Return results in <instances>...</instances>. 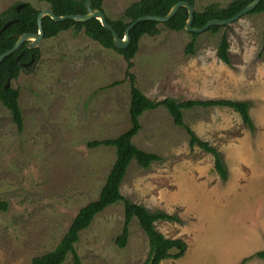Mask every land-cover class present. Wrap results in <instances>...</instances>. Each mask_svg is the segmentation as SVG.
Returning a JSON list of instances; mask_svg holds the SVG:
<instances>
[{
	"label": "rangeland",
	"instance_id": "374dc122",
	"mask_svg": "<svg viewBox=\"0 0 264 264\" xmlns=\"http://www.w3.org/2000/svg\"><path fill=\"white\" fill-rule=\"evenodd\" d=\"M140 0H103L106 16L122 18ZM237 0H194L196 12ZM41 0H0V16ZM226 26H228L226 28ZM217 33L196 37L162 23L144 36L128 71L124 57L74 29L42 41L39 58L10 86L19 91L24 126L19 131L0 101V264H32L52 252L80 210L99 198L116 160L113 147L88 143L117 138L130 127L131 79L150 100H234L249 103L250 129L229 108L183 110L185 124L216 148L228 172L222 181L213 157L190 146L164 108L147 111L133 143L156 154L148 169L136 162L121 184L127 201L173 220L156 222L166 238L183 239L187 251L162 264H243L264 249V13H249ZM230 65L217 57L223 36ZM194 42V53L185 49ZM124 206L97 215L75 245L81 264H144L149 241L134 219L125 247ZM175 252V251H173ZM64 264H74L68 255ZM244 264H264L253 258Z\"/></svg>",
	"mask_w": 264,
	"mask_h": 264
},
{
	"label": "trees",
	"instance_id": "16d2710c",
	"mask_svg": "<svg viewBox=\"0 0 264 264\" xmlns=\"http://www.w3.org/2000/svg\"><path fill=\"white\" fill-rule=\"evenodd\" d=\"M48 3L49 8L57 16L67 15H84L86 9L84 4L87 0H41ZM181 0H140L126 9L122 18L112 21L107 18L108 23L114 28L118 35L123 38L127 28L137 19L144 16H166L171 8ZM254 0H237L229 4L225 8H219L215 5L208 6L203 12L195 13L193 27L200 29L211 20H226L236 16L246 8ZM93 8L103 10V0H91ZM194 6V2L189 0ZM40 11L36 10L30 4L25 6L17 13L16 9H9L0 16V25L4 26L9 21L13 22L4 32H0V56L15 45L16 37L25 33H37V17ZM251 13H264V0ZM188 20V11L181 8L175 17L163 25L170 31H184L185 24ZM159 23L154 21H146L137 24L131 31V44L124 50L116 49L113 44V35L106 30L98 20H90L86 23L67 20L64 22H55L50 17L43 19V28L45 30V38H54L62 32L74 29L76 32L84 30L85 34L93 41L99 43L106 49H113L124 57L127 63L128 71L133 67L132 60L139 49V43L144 36H156L159 34ZM228 26H226L227 28ZM220 26H214L209 32L217 33ZM194 37L197 34H193ZM264 40V39H263ZM24 56L22 62L30 60L31 56L35 57V61L39 58L38 49H28L22 47ZM21 50L13 53L5 58L0 64V101L4 107L10 111L13 121L19 131L23 130L24 119L18 102L19 91L13 87H6L8 80H15L21 73L22 69L16 58ZM229 41L224 35L217 49V57L224 64L230 65L229 59ZM186 54L194 53V42H190L186 49ZM30 71L31 67L25 69ZM127 76L131 79V103L129 109L131 127L117 138L107 139L103 141H93L88 143L89 148H98L102 146L113 147L116 152V160L106 179V183L101 190L99 198L82 208L78 215L71 223L67 233L58 243L56 248L43 256L36 257L32 260V264H64L68 255H72L74 264H81L80 258L76 253L75 245L79 242L80 234L88 229L94 218L102 213L107 207L116 203H123L124 206V228L123 233L116 239V244L125 247L128 238V227L131 222L136 219L142 231L149 241V255L144 264H162L166 259L179 260L184 257L187 251V244L183 239L166 238L156 229V222L160 220H173L172 216L167 214H151L145 207L131 203L121 193V184L127 174L129 166L132 162H136L140 167L148 169L152 163L159 161L160 157L153 153L145 152L133 143L134 137L142 129L139 118L147 111L164 108L171 115L174 124L177 127L186 130L190 136V146H197L204 152L210 154L214 159V169L222 181H227L228 172L223 163L219 151L212 147L210 143L199 139L195 133L185 124L183 110L201 108H229L236 112L243 123L250 129H253V123L249 114L250 105L246 101L234 100H184L177 101L173 98H165L161 101H152L148 99L136 86L135 78L127 72ZM9 204L6 201H0V211L6 212ZM175 251V252H173ZM253 258L264 259V249L253 256L244 259L243 264Z\"/></svg>",
	"mask_w": 264,
	"mask_h": 264
},
{
	"label": "water",
	"instance_id": "95a60500",
	"mask_svg": "<svg viewBox=\"0 0 264 264\" xmlns=\"http://www.w3.org/2000/svg\"><path fill=\"white\" fill-rule=\"evenodd\" d=\"M76 2H80V0H74ZM263 0H254L251 4H249L245 9H243L240 13H238L236 16L226 19V20H211L209 21L205 26H203L200 29H196L193 27V22L195 20V9L192 5H190L188 2L185 1H180L176 5H174L169 13L166 16H144L136 21H134L126 30L125 35L123 38H121L118 33L114 30V28L108 23L107 21V16L106 14L101 11L93 8V4L91 0H87L86 3L84 4L85 9H86V14L84 15H67V16H57L50 8L42 10L38 17H37V25H38V32L37 33H30V34H24L20 36L13 46L12 49L8 50L5 52L3 55L0 56V64L7 58L8 56L12 55L16 51H18L23 43L27 41V44L25 45L26 48L28 49H37L38 47L41 46L42 41L45 38V30L43 28V19L45 17H50L52 20L55 22H64L67 20H72L75 22H81V23H86L90 20H98L101 25L108 31H110L113 35V44L116 49L119 50H124L128 48V46L131 44V36H130V31L139 23L141 22H146V21H154L157 23H166L170 21L177 12L181 8H186L188 11V20L185 24L184 30L186 32L192 33V34H200L203 32L208 31L211 27L214 26H226L229 24H232L233 22L237 21L239 18L242 16L249 14L253 12L258 5L262 2ZM25 5H20L17 7L18 11L24 7ZM13 22L9 21L6 23L2 30H5L8 26H10ZM20 60V55L17 56V61Z\"/></svg>",
	"mask_w": 264,
	"mask_h": 264
},
{
	"label": "flooded vegetation",
	"instance_id": "af4514ba",
	"mask_svg": "<svg viewBox=\"0 0 264 264\" xmlns=\"http://www.w3.org/2000/svg\"><path fill=\"white\" fill-rule=\"evenodd\" d=\"M181 1H185V2H188L189 3V0H181ZM193 2H194V0H192ZM253 2V1H252ZM251 2V3H252ZM233 3V2H232ZM250 3V4H251ZM190 4V3H189ZM23 5H25V4H23ZM191 5V4H190ZM249 5V4H248ZM247 5V6H248ZM246 6V7H247ZM102 7H103V5H102ZM194 7V6H193ZM23 8V7H22ZM21 8V9H22ZM16 9V11H17V13H19L20 12V10L18 11V9L17 8H15ZM195 9V8H194ZM104 10V9H103ZM105 13V12H104ZM195 13H196V11H195ZM106 14V13H105ZM108 18V17H107ZM12 22H16V21H12ZM9 27V26H8ZM7 27V28H8ZM2 28H3V26L2 25H0V32L2 33V32H4L5 30H2ZM30 33H32V32H29V33H25V34H30ZM24 35V34H23ZM12 37H16V41L15 42H17V40H18V38L20 37L19 35H13ZM27 44V41H25V43H23V45L21 46V48L24 46L25 47V45ZM21 48L19 49V50H21ZM17 52V51H16ZM24 53H25V51L24 50H21L20 52H19V54L18 55H20V60L19 61H17V58H16V61L18 62V64H20V67H21V69L22 70H25L26 68H28V67H31L34 63H35V57L34 56H31V58H30V60L29 61H27V62H22L21 60H22V57L24 56ZM19 77V76H18ZM17 77V78H18ZM16 78V79H17ZM11 81H13V80H8L7 81V83H6V87H10V83H11Z\"/></svg>",
	"mask_w": 264,
	"mask_h": 264
},
{
	"label": "crops",
	"instance_id": "0c3cea01",
	"mask_svg": "<svg viewBox=\"0 0 264 264\" xmlns=\"http://www.w3.org/2000/svg\"><path fill=\"white\" fill-rule=\"evenodd\" d=\"M188 100H191V99H188ZM208 100H211V99H208ZM184 101V100H183ZM263 250V249H262ZM262 250H260V251H262ZM259 252V251H258ZM257 253V252H256ZM255 254V253H254Z\"/></svg>",
	"mask_w": 264,
	"mask_h": 264
}]
</instances>
